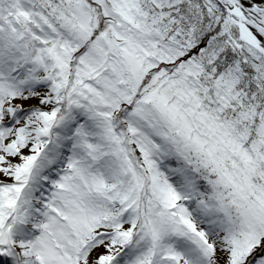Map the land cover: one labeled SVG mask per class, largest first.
<instances>
[{
    "label": "snow or ice",
    "instance_id": "snow-or-ice-1",
    "mask_svg": "<svg viewBox=\"0 0 264 264\" xmlns=\"http://www.w3.org/2000/svg\"><path fill=\"white\" fill-rule=\"evenodd\" d=\"M0 264H264V0H0Z\"/></svg>",
    "mask_w": 264,
    "mask_h": 264
},
{
    "label": "rangeland",
    "instance_id": "rangeland-1",
    "mask_svg": "<svg viewBox=\"0 0 264 264\" xmlns=\"http://www.w3.org/2000/svg\"><path fill=\"white\" fill-rule=\"evenodd\" d=\"M30 103H35V101H32ZM25 106H28L27 104ZM98 251H103V249H99Z\"/></svg>",
    "mask_w": 264,
    "mask_h": 264
}]
</instances>
